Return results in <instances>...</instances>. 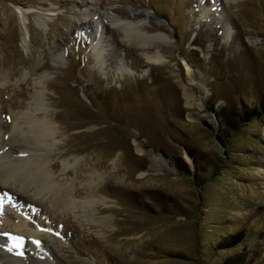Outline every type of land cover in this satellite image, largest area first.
I'll return each mask as SVG.
<instances>
[{
    "label": "rangeland",
    "instance_id": "1",
    "mask_svg": "<svg viewBox=\"0 0 264 264\" xmlns=\"http://www.w3.org/2000/svg\"><path fill=\"white\" fill-rule=\"evenodd\" d=\"M36 101L69 204L0 189L23 262L264 264V0H0V141Z\"/></svg>",
    "mask_w": 264,
    "mask_h": 264
},
{
    "label": "bare ground",
    "instance_id": "2",
    "mask_svg": "<svg viewBox=\"0 0 264 264\" xmlns=\"http://www.w3.org/2000/svg\"><path fill=\"white\" fill-rule=\"evenodd\" d=\"M30 10V8L23 9L21 7H17V12L20 14L23 23H25ZM53 13L52 11L51 13L41 12L37 20L38 23H44L48 18L47 15ZM103 14L111 17L109 11H104ZM114 21L122 20L120 18H115ZM124 23L126 26L130 27H132L131 25L133 24L132 21H125ZM22 30L24 31L23 41H25V26ZM130 30L134 31L133 28ZM132 36L136 44L143 46L144 44L152 43L151 41H148V38L156 39L163 37L162 34L159 33L146 34L140 30L137 31L136 34L132 33ZM150 60L156 62L164 61L160 54H156V56L152 57ZM189 80L191 84H195L202 89L200 82H198L195 78L190 76ZM185 95L187 97L193 96L191 88H185ZM36 102L38 103V106L36 105V107L26 113L25 120L22 121L21 124L17 125L11 136L7 140L3 139L0 141V146H5L12 151H16L18 149L22 151L19 156H9L8 159H3V157L0 156V189L6 188L10 183L22 186L25 190L33 188L39 193L49 194L53 202L66 207L69 204V199L67 198L68 188L61 183H58L57 185L54 180H51L52 174L48 170L43 153H41V150H45L47 148V140L48 137L52 135L53 130L49 121L40 117V115L36 112V110L41 109L39 102ZM23 123H25V126H23ZM159 159L160 157L157 155L154 157V160ZM48 166L50 168L51 165L48 164ZM93 196L94 195H91L86 202L94 200ZM24 226L25 225L23 223L12 224L2 219L0 220V264L25 263L26 258L24 259V262L21 258V255H23L21 254V251L23 250L22 240L24 231H27L25 239L31 242L34 247L38 246V241L40 239L38 240L37 233L27 230ZM34 252L37 253L36 249L35 251L33 249V253ZM28 258L31 260L34 259L32 255H28ZM40 261L49 264L47 259L41 260L40 258Z\"/></svg>",
    "mask_w": 264,
    "mask_h": 264
},
{
    "label": "trees",
    "instance_id": "3",
    "mask_svg": "<svg viewBox=\"0 0 264 264\" xmlns=\"http://www.w3.org/2000/svg\"><path fill=\"white\" fill-rule=\"evenodd\" d=\"M256 109H257V110H256ZM258 109H260V110H258ZM252 112H253V113H259V114L263 113V112H264V105L262 104V105L260 106V108H254V107H253V108H252ZM242 113H243V118H242V121H243V120L246 119V118H244V117H245L246 115H248V113L246 112V110H244ZM219 119H220V121H222L224 118H223L222 116H220ZM241 123H242V122H239V123H238V124H239V125H238L239 128L242 127ZM233 125H234V124H233ZM232 237H233L234 239H236L237 237H240V236H232ZM239 241H240V240H239ZM239 241H238V242H239ZM233 243H234V242H233ZM235 243H237V242H235ZM235 243H234V244H235Z\"/></svg>",
    "mask_w": 264,
    "mask_h": 264
},
{
    "label": "snow or ice",
    "instance_id": "4",
    "mask_svg": "<svg viewBox=\"0 0 264 264\" xmlns=\"http://www.w3.org/2000/svg\"><path fill=\"white\" fill-rule=\"evenodd\" d=\"M2 210H3V209H2V205H0V212H2Z\"/></svg>",
    "mask_w": 264,
    "mask_h": 264
}]
</instances>
